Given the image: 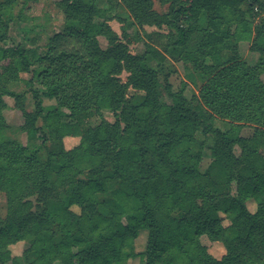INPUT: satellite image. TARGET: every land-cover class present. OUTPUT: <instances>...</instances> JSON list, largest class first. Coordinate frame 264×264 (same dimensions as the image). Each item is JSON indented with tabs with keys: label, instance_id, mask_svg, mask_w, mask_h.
<instances>
[{
	"label": "trees",
	"instance_id": "trees-1",
	"mask_svg": "<svg viewBox=\"0 0 264 264\" xmlns=\"http://www.w3.org/2000/svg\"><path fill=\"white\" fill-rule=\"evenodd\" d=\"M16 1L1 0L0 12ZM159 1L169 4L167 13L156 12L152 0H120L139 29L155 26L164 50L199 70L197 97L164 83L170 102L163 100L146 53L132 54L110 26L95 22L90 0H60L63 28L45 45L0 46V264H17L10 246L21 241L28 244L22 255H34L27 264H128L136 257L138 264H264V0ZM243 39L260 53L258 65L240 60ZM17 82L30 87L33 111L25 108L26 91L11 88ZM129 88L145 92L139 105ZM7 96L22 113L26 145L6 135ZM45 98L54 104L45 108ZM90 113L100 121L84 127ZM216 116L230 126L215 127ZM247 124L253 130L245 137ZM68 135L80 137L70 149L63 146ZM206 150L211 161L202 171ZM140 230L147 238L136 252ZM202 236L222 243L225 254L210 255Z\"/></svg>",
	"mask_w": 264,
	"mask_h": 264
},
{
	"label": "rangeland",
	"instance_id": "rangeland-1",
	"mask_svg": "<svg viewBox=\"0 0 264 264\" xmlns=\"http://www.w3.org/2000/svg\"><path fill=\"white\" fill-rule=\"evenodd\" d=\"M1 1V0H0ZM60 0H37L24 3L22 0H17L11 8L2 10L0 13V33H4V40H0V46H14L17 44L30 45L34 42L38 46H43L47 43L48 39L56 32L62 31L64 24V12L58 6ZM93 3L97 13H94V21L104 23L111 27V29L118 35L119 40L127 44L128 50L132 54L143 55L146 53L147 64L158 71L159 79L161 82V98L167 102L166 92L163 90L164 83H167L172 91H177L182 88L185 96L188 99L198 96L199 87L204 82V79L193 66V63L181 58V54L171 48L165 51L163 44L165 38L154 37L153 33L158 30L155 26H144L139 29L135 23L132 22V16L129 11L122 5L120 0H90ZM153 9L159 14L167 13L169 4H162L159 0H152ZM89 3V2H87ZM99 10V13H98ZM101 11V12H100ZM257 23L258 20L254 19ZM159 31V30H158ZM98 44L101 48L108 47V40L104 35L97 36ZM154 51L163 54L164 58H160L153 54ZM237 52L241 61L245 62L248 66H256L260 61V53L251 49V40L243 39L237 43ZM24 80L31 77L30 73L22 72L20 75ZM128 73L123 71L120 73L119 78L122 82L127 81ZM259 78L264 83V69L259 70ZM11 86V85H10ZM33 87L42 89L41 86L34 83ZM11 88L17 92L26 91L24 97L25 108L28 111L34 109V99L32 97L30 87L26 86L24 82H17ZM131 101L135 105H139L145 96V92L138 89L129 88L126 92ZM43 106L46 108L48 105H53V99H44ZM3 115L8 125L6 135L19 141L20 144L26 145L28 141L27 134L20 130L23 124V116L20 110L14 107V100L11 97L4 98ZM64 112H68L63 109ZM103 117L108 121H113V112L111 110H103ZM66 120V117H62ZM100 121L97 114H88L83 121V126L95 125ZM41 123V120L38 122ZM213 125L219 129H227L230 124L228 120L215 117ZM253 130V125H244L240 130V135L250 136ZM80 141L79 136H65L63 138V146L66 149L73 148ZM238 150V149H237ZM211 161L210 153L208 150L204 151L200 169L203 171L207 168ZM233 191H235L233 189ZM31 199H35L32 196ZM247 209L254 213L257 205L251 198L245 201ZM73 210L78 211L77 207ZM6 215V196L3 191H0V217L4 218ZM224 225L228 224V220L224 218L223 213H219ZM147 238V231L140 230L137 238L135 239V251L142 252L145 248ZM201 244H203L208 253L215 258H220L225 254V248L222 243L212 241L206 236L201 237ZM28 244L24 241L15 243L10 246L11 255L17 257V264H27L34 259L31 253L25 257L22 252L27 248ZM139 257L128 259V264H138ZM6 264H11L7 262ZM53 264H61L56 261Z\"/></svg>",
	"mask_w": 264,
	"mask_h": 264
},
{
	"label": "crops",
	"instance_id": "crops-1",
	"mask_svg": "<svg viewBox=\"0 0 264 264\" xmlns=\"http://www.w3.org/2000/svg\"><path fill=\"white\" fill-rule=\"evenodd\" d=\"M21 75V74H20Z\"/></svg>",
	"mask_w": 264,
	"mask_h": 264
}]
</instances>
